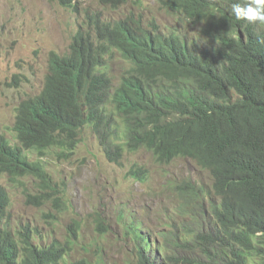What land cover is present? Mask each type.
Masks as SVG:
<instances>
[{
  "label": "clouds",
  "instance_id": "clouds-1",
  "mask_svg": "<svg viewBox=\"0 0 264 264\" xmlns=\"http://www.w3.org/2000/svg\"><path fill=\"white\" fill-rule=\"evenodd\" d=\"M50 1L58 5L65 23L71 24L75 32L64 52L53 49L45 56L39 44L36 63L24 60L18 63L21 72L30 75H37L31 64L37 65L40 68L37 76L43 77V84L36 94L22 96L15 109L12 132L0 128L3 152L12 151L17 157L13 166L0 164V176L6 180L0 181V264H47L40 253L56 248L54 241L62 249L55 264H74L82 259L93 264L87 256L69 259L73 244L81 237V219L76 218L68 225L65 240L53 238L46 244L37 239L39 227L21 219L11 225L9 219L16 194L23 195L27 205L42 209L41 218L49 228L69 211L70 200L56 181L53 166L62 169L65 166L62 161L73 163L80 135L86 128L93 130L111 163L121 166L125 152L151 154L135 157L127 169L125 178L131 182L128 194L113 188L108 201L100 202L103 209L91 212V220L98 236L111 233L115 224L122 232L121 239L135 244L137 264L141 250L158 262V252L164 245L187 248L189 240L183 241L182 237L191 229L184 218L192 211V204L206 209L214 221L212 215L217 208H211L210 203L220 206L222 199L214 190L220 169L206 166L202 161L206 156L204 147L194 145L196 136L212 134L206 133L211 123L207 118L193 122L189 111L159 109L155 99L160 95L177 96L182 88L173 80L191 83L193 71L203 62L208 64L211 54L213 65L221 68L228 64L232 53L258 57L264 63V0ZM117 59L127 64L118 82L112 68ZM25 64H29L28 69H23ZM90 71L110 81L103 101L93 106L78 84ZM13 79L10 86L19 89L23 75L14 74ZM139 83L145 85L151 97L140 98L136 94ZM233 91L236 96L234 87ZM50 92L53 94L48 96ZM55 95L63 96L56 111L46 106ZM33 102H42L41 108L34 109ZM79 108L84 111L83 120L71 134L59 124L63 119L75 120ZM169 141H181V148L167 151ZM178 160L196 162L209 173V183L185 180L174 187L168 176H172V166ZM29 180L32 189L27 185ZM156 181L164 185L154 192ZM171 186L177 197L166 205L162 201ZM209 190L214 198L207 209L202 198ZM111 204L117 210L111 211ZM157 205L165 215L183 212L182 219L161 222L157 229V225H150L138 216L140 210L154 209ZM73 228L77 229L75 236L71 234ZM200 234L195 240H199ZM160 236L164 238L162 245L158 243ZM91 248L92 245L86 247L87 253ZM98 249L94 254L102 263L104 259ZM169 255L176 257L172 251Z\"/></svg>",
  "mask_w": 264,
  "mask_h": 264
},
{
  "label": "rangeland",
  "instance_id": "rangeland-1",
  "mask_svg": "<svg viewBox=\"0 0 264 264\" xmlns=\"http://www.w3.org/2000/svg\"><path fill=\"white\" fill-rule=\"evenodd\" d=\"M57 8H59L58 5L50 0H0V128L4 130L12 132L15 109L22 96L36 94L43 84V77L37 76L40 73L37 65L31 64L35 67L34 73L37 75H30L24 70L22 73L18 63L21 60L36 63L38 58L35 52L39 44L42 45L41 50L45 56L53 49L64 52L75 32L71 24L65 23L61 11ZM28 68L29 64L23 67V69ZM112 68L114 74L117 75L115 79L118 82L120 76L125 73L127 64L117 59L112 63ZM18 73L23 75L19 89L10 86L11 83L13 84L14 74ZM80 138V146L73 157V163L69 160L62 161L65 165L62 169L53 166L55 179L61 188H64L65 196L70 200L69 211L60 217L56 225L49 228L48 223L41 218L42 209L27 205L23 195L16 194L10 211V223L15 225L18 219L29 221L40 228L41 232L37 239L46 244L53 238L65 240L68 225L78 218L82 220L81 237L73 244L74 249L69 258L71 261L87 256L91 257L93 264H137L135 244L132 241L121 239L122 232L118 231L115 224L111 233L98 236L92 224L91 212L103 209L100 202L108 201L113 188L127 195V188L131 185V182L125 178L127 169L132 165L135 157H151V154L146 151H140L137 154L125 152L121 160L122 165L119 166L107 160L91 128H86ZM168 178L172 180L174 187L185 180L196 181L200 184H208L210 181L208 172L199 167L196 162L187 160L174 162L172 176L169 175ZM0 181L6 182L2 176H0ZM27 185L32 189L31 180ZM163 185L156 181L153 191L161 190ZM173 186L167 190L162 203L169 205L172 200L176 199L177 193L173 190ZM106 190L108 192L104 194ZM213 198L211 190L205 191L202 198L204 207L209 209V201ZM158 206L154 209L140 210L138 216L144 218L150 225H157V229L162 225L161 222L182 219L180 216L183 212L173 211L170 215H165L157 209ZM191 208L190 214L184 218L187 228L191 230L187 233L188 235L182 237L183 241L189 240L187 248L176 249L173 246L171 248L164 245L158 252L159 264H185L183 258H177L184 256L190 258L194 256L197 260L205 258V253H201L203 246L199 240H195V237L208 231L211 226L215 225V221L210 223L212 221L210 214L204 216L203 208H198L194 204ZM109 209L117 210L112 204ZM160 237L158 243L162 245L164 238ZM88 245H92L89 253L86 249ZM97 247H99L97 251L102 252L104 259L102 263L100 257L94 254ZM171 251L176 257L169 255ZM248 264H263V258L258 255L250 256Z\"/></svg>",
  "mask_w": 264,
  "mask_h": 264
},
{
  "label": "trees",
  "instance_id": "trees-1",
  "mask_svg": "<svg viewBox=\"0 0 264 264\" xmlns=\"http://www.w3.org/2000/svg\"><path fill=\"white\" fill-rule=\"evenodd\" d=\"M252 57L232 53L228 64L221 68L213 65L211 54L208 64L203 62L193 71L191 83L173 80L182 88L177 96L160 95L155 99L159 109L189 111L193 114V122L208 119L211 124L206 133L212 134L196 136L194 145L204 147L206 156L202 161L206 166L220 169L214 190L222 201L220 206L210 203L211 208H217L212 215L215 225H210L206 233L199 235L205 258L197 260L194 256H184L185 264H248V258L253 255L262 256L264 264V63L258 57ZM82 77L78 84L86 98L93 102L90 104L101 103L110 88V81L93 71ZM135 91L140 98L151 97L143 83H139ZM52 94L50 92L48 96ZM62 97L55 95L46 106L56 111ZM41 103L33 102L32 106L39 110ZM83 116L84 111L79 108L75 120L63 119L59 126L74 134ZM166 147L167 151L179 150L181 141H169ZM15 161V153L5 154L0 145V164L8 167ZM204 215H207L206 209ZM71 231L73 236L77 235V229ZM54 245L56 248L40 253L47 264H55L62 251L58 241H54ZM74 264L91 263L82 259ZM139 264L159 263L141 250Z\"/></svg>",
  "mask_w": 264,
  "mask_h": 264
}]
</instances>
